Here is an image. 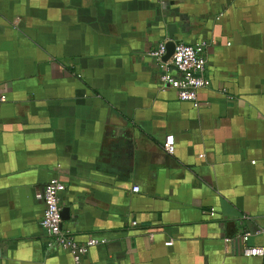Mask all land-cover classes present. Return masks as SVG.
Wrapping results in <instances>:
<instances>
[{
  "label": "crops",
  "instance_id": "crops-1",
  "mask_svg": "<svg viewBox=\"0 0 264 264\" xmlns=\"http://www.w3.org/2000/svg\"><path fill=\"white\" fill-rule=\"evenodd\" d=\"M171 32L207 43L197 104L159 87ZM0 94V264H75L46 248L55 177L101 241L81 264H264V0H0Z\"/></svg>",
  "mask_w": 264,
  "mask_h": 264
},
{
  "label": "built area",
  "instance_id": "built-area-1",
  "mask_svg": "<svg viewBox=\"0 0 264 264\" xmlns=\"http://www.w3.org/2000/svg\"><path fill=\"white\" fill-rule=\"evenodd\" d=\"M206 46V42L197 44L176 43L172 57L165 61L167 42H161L151 52L152 57L158 62L161 69L159 87L162 90L172 89L177 93L180 100L197 104L199 90L205 88L208 84L205 77ZM6 101V95L0 94V107ZM164 149L168 154L174 152L173 136L166 138ZM65 189L66 185L55 177L36 193V199L44 206L41 226L44 231L47 251H66L72 256L75 264H81L90 248L101 241L92 237L85 243H80L71 230L64 228L61 216V194ZM133 191L139 192L140 187L134 186ZM133 225H136V223H133ZM248 238V233L243 236L245 242L248 241ZM244 254L246 256L264 257V247L246 248Z\"/></svg>",
  "mask_w": 264,
  "mask_h": 264
},
{
  "label": "water",
  "instance_id": "water-1",
  "mask_svg": "<svg viewBox=\"0 0 264 264\" xmlns=\"http://www.w3.org/2000/svg\"><path fill=\"white\" fill-rule=\"evenodd\" d=\"M175 46H176L175 38L173 36V32H171L169 41L167 42V54L165 55L164 58L165 61L169 60L172 57L175 51Z\"/></svg>",
  "mask_w": 264,
  "mask_h": 264
}]
</instances>
